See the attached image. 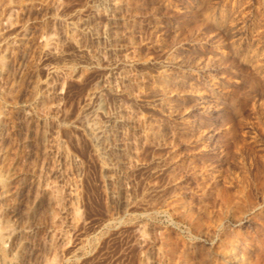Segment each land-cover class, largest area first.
<instances>
[{
  "label": "rangeland",
  "instance_id": "obj_1",
  "mask_svg": "<svg viewBox=\"0 0 264 264\" xmlns=\"http://www.w3.org/2000/svg\"><path fill=\"white\" fill-rule=\"evenodd\" d=\"M118 2L124 51L98 57V0H0V181L36 172L40 225L27 256L0 231V264H264V0ZM122 106L106 169L74 123Z\"/></svg>",
  "mask_w": 264,
  "mask_h": 264
},
{
  "label": "bare ground",
  "instance_id": "obj_2",
  "mask_svg": "<svg viewBox=\"0 0 264 264\" xmlns=\"http://www.w3.org/2000/svg\"><path fill=\"white\" fill-rule=\"evenodd\" d=\"M98 4L105 8V12L108 17V21L104 23L105 26H103L104 28H102L103 30H101L100 32L97 31L94 26L90 25L86 21L81 23V29L84 30L91 39L105 40L106 44L100 49H97L96 47L97 49L96 51L98 57L99 56L106 57L107 55L115 52L119 53V51H122L124 49L123 47L124 43L122 45L119 42L120 36L116 32V26H117L116 17H117V10L119 8V2L118 0H98ZM0 64L2 65L3 63L0 62ZM126 78H127L126 75H121L120 77H116L114 75L112 76L109 74L108 76L104 77V82L109 87L116 88L118 86V83H120L119 82L120 79L124 81L126 80ZM27 110L25 108V105L21 107L19 110V113H21L20 115H22L23 118L25 117L24 119H26V117L29 116ZM128 113L129 112L127 106H122L116 109L115 111L104 116H101L98 110L91 112H84V113L82 112V114L78 116V119L74 123L76 127L80 128L83 132H85L87 137L90 139V142H92V144L94 145L98 155L105 160L106 169L108 168L113 169L114 165L121 164L122 159H124L123 155L125 153V148L128 144L130 145L129 138L123 135L124 129L129 128L130 131L131 130L130 128L133 126L132 124L133 118L132 116L128 115ZM15 125L17 126V124ZM30 142H32V139ZM35 173L28 168L22 170H16V171H8L5 177L0 181V202H2L1 212L6 217L5 219L6 221L5 220L4 221L7 222L6 225L3 226L4 228L2 227L3 229L0 230L2 235V242L10 241L15 243V246L21 252L22 255L28 253L27 251L29 250H27V247L31 243L30 235H32V233L38 228V226H40L35 221H32L27 224H23V222L20 221L22 218V214L24 213L22 211L23 209H21V207L23 206V205L21 206V204L24 199V191L26 187L30 183H32L34 177H36ZM111 177L112 176L109 174L108 178L111 179ZM15 179L17 180L15 181ZM122 181L124 180H121V184ZM115 183L118 182L116 181ZM122 189H123L122 185H116V186L113 185V188H111L112 192L114 193L117 192L119 194L118 198L120 202H123L122 198H124L122 195ZM38 205L41 204H39L38 201L35 200L32 206L29 207V209L27 210L28 213H32L36 211ZM25 218L26 217H24V219ZM32 250H36V249H32ZM28 254H30V252ZM7 260L5 261L7 262ZM12 260L13 259H11V261ZM6 262L5 264H8Z\"/></svg>",
  "mask_w": 264,
  "mask_h": 264
}]
</instances>
